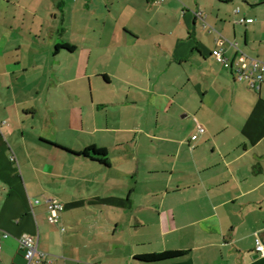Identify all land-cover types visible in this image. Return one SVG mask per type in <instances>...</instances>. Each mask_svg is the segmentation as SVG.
Here are the masks:
<instances>
[{
  "label": "crops",
  "instance_id": "1",
  "mask_svg": "<svg viewBox=\"0 0 264 264\" xmlns=\"http://www.w3.org/2000/svg\"><path fill=\"white\" fill-rule=\"evenodd\" d=\"M244 58L264 63V0H0V264H26L25 234L49 264H264V72L237 80Z\"/></svg>",
  "mask_w": 264,
  "mask_h": 264
},
{
  "label": "built area",
  "instance_id": "2",
  "mask_svg": "<svg viewBox=\"0 0 264 264\" xmlns=\"http://www.w3.org/2000/svg\"><path fill=\"white\" fill-rule=\"evenodd\" d=\"M199 16H202L201 13H199ZM241 23L245 22H252V20H245L241 19ZM204 26H207L205 23ZM236 47V45L234 44ZM215 58L216 60L223 64L228 65L229 60L225 57L224 50L219 49L215 52ZM237 71H236V79L239 81L243 80H250L251 81V87L253 89H260V85L258 83L263 81V72H264V63L261 61H258L256 59H243L239 62H237ZM206 132V129L204 127H199L197 132L192 136L193 141H197L201 135H203ZM37 204L40 203V200L36 201ZM47 207H48V222L51 225L58 224L60 221L61 213L64 211V205L58 200V199H49L47 200ZM5 238L8 237V235L4 236ZM21 248L24 252V257L26 260V264H49V261L47 259V255L40 252L38 248V236L25 234L20 238ZM2 251V242L0 240V252ZM256 251L258 253H264V245L260 241V239L256 240Z\"/></svg>",
  "mask_w": 264,
  "mask_h": 264
},
{
  "label": "trees",
  "instance_id": "3",
  "mask_svg": "<svg viewBox=\"0 0 264 264\" xmlns=\"http://www.w3.org/2000/svg\"><path fill=\"white\" fill-rule=\"evenodd\" d=\"M54 146H56L57 148H60L61 150L69 154L82 156V157L91 159L94 162L100 163L101 165L105 167H110L109 155H108V152L105 150H100L96 147H90L82 153H76L71 150H68L67 148H63L61 146H57V145H54ZM185 255L186 254L184 252L165 251L162 253L139 255L135 259L136 261L145 263V264H162V263L176 261L178 259H181Z\"/></svg>",
  "mask_w": 264,
  "mask_h": 264
}]
</instances>
